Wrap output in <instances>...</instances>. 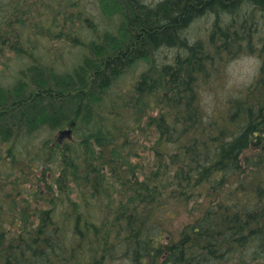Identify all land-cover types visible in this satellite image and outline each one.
Instances as JSON below:
<instances>
[{
	"label": "trees",
	"instance_id": "1",
	"mask_svg": "<svg viewBox=\"0 0 264 264\" xmlns=\"http://www.w3.org/2000/svg\"><path fill=\"white\" fill-rule=\"evenodd\" d=\"M94 1L104 14V3L114 4L121 39L108 32L85 42L89 52L65 73L33 51L17 49L30 53L29 60L14 86L0 90V145H8L0 160L11 159L13 169L34 142L42 161L27 187L36 206L27 199L15 204L11 227L0 217V264H264V29L254 41L257 26L264 25V0ZM11 2L0 20V53L10 39L34 45V19L46 16L48 6L52 12L60 8L50 7V0ZM23 4L37 8L33 21L10 12ZM75 14L85 16V23L91 19L83 6L54 17L53 24L74 37L78 27L69 18ZM206 14L214 22L187 43L183 30ZM46 22L49 35V17ZM22 25L33 26L32 35L23 36ZM183 47L186 55L177 54ZM163 49L176 52L156 63ZM234 49L257 52L259 73L243 94L209 112L197 83L212 81L217 64L226 60L223 53ZM139 59H149V66L121 108L135 120L140 115L138 124L124 128L140 129L143 140L154 137L140 162V178L139 165L130 161L137 156L133 140L128 133L117 136L114 110L101 112L113 82ZM68 124L84 128L83 137L64 143L31 138L42 128ZM142 125L152 131L143 133ZM22 142L23 149L15 147ZM41 200L50 207L42 209ZM57 205H63L59 220ZM183 211L187 220L172 230L166 222Z\"/></svg>",
	"mask_w": 264,
	"mask_h": 264
},
{
	"label": "rangeland",
	"instance_id": "2",
	"mask_svg": "<svg viewBox=\"0 0 264 264\" xmlns=\"http://www.w3.org/2000/svg\"><path fill=\"white\" fill-rule=\"evenodd\" d=\"M11 1L12 0H0V20H2L3 16L6 15V13L9 11V8L13 6L14 2ZM50 3L52 4V6L50 7H55L53 5H59L60 8L55 9V11L52 12L51 10H49L48 6V8H46V16H38L34 19L37 25L38 35H32L33 26H21V31L22 33H24L23 36L32 35V43L34 45H26L22 44L18 39H10L9 41L5 42L4 49L1 47V50H3V52L0 53V90L11 88L14 86L13 82L15 81V77H17V75H20L21 67L25 65V61L29 60V56L26 59L27 53H23V55H20V53H17V49H21L22 51H29L30 53L33 51V54L39 57L41 61L45 60L44 62L46 66L49 64L51 67H55L54 71H61L65 73L72 70V68L79 62V60L82 59V56L85 52H89V50L85 48V42H88L90 38L94 40H100L103 35L108 32L118 37L120 35L121 21H119L117 18L115 19V16L112 14V12L116 11V8L112 2H105V6L103 5V3H101V5H103L107 10L106 14L101 11L102 7H100L99 1L95 2L94 0H50ZM83 6L86 8V13L88 12L91 16L90 21L84 24L85 17L81 16V18H79L76 16V14L72 18H69L73 19L78 27L74 33V37H76V39L70 35L67 36L63 34L62 30L64 29L62 28L61 23L56 25L53 24L52 19L54 17L56 19L60 18L63 12L65 13V15H68L70 10L77 12L78 9L82 8ZM36 9L37 8L33 5L30 6L27 4H23L19 8H13L12 10H10V12L12 14L18 12L24 18H26L27 21H33L30 15L33 11H36ZM46 17H49L50 19L49 35L46 34L48 30L46 19H44ZM213 22L214 15L206 14L190 23L182 33L183 36H185L184 38L186 39L187 43L193 41L197 36L204 35ZM41 27L43 28V30H41ZM255 27L256 26H254V28ZM257 27L258 30L255 31L254 41H257V33L261 34L263 32L264 25H258ZM213 29L214 26L212 27V30ZM2 30H0V34H2L3 32ZM121 37H119V39H121ZM188 37L190 38L188 39ZM30 46L34 47L30 48ZM185 48L187 47H183L182 49L178 48L180 49V51L177 54L186 55ZM175 52L176 51L174 49L160 50L156 55L157 59L154 58L153 60H155L156 63L166 61L160 60V58H163L164 55L173 56ZM223 54L226 56V60L223 61V65L219 63L217 64V66H219L220 68L217 75H212L210 77L212 81L204 82L205 79L202 78L197 83V86L198 84H200L198 88L200 89L201 103L209 112L212 111V109L222 110L223 105L229 98L243 94V92H245L247 88H249L250 85L253 84L255 77L259 73V69L262 63L260 57L257 55V52H236L234 49L232 53ZM148 62H150L149 59H139L134 61L130 66L127 67V69H125V71L117 78L116 81L113 82L112 86L109 88V91L105 94L104 105L101 110L103 114H108L110 111L114 110V114L111 117L117 125V128H114L117 136L123 133H128V138L133 140L130 143H132L134 152L137 154V156L132 155L130 157V161L132 163H136L134 165H139L135 168V170H137L138 172L139 178L140 162H143V158L148 152L147 147L150 145L149 141L154 140V137L153 134L152 136L148 135L151 140H143V138L140 137V129L135 128V130L132 131L130 129L124 128L125 123H128L131 128L134 126L133 124H131V122H133L135 125L138 124V122L140 121V115L136 116L135 120L132 117V113L126 112V110H123L121 106L124 103V99L129 97L132 93L133 86L138 80L140 74L148 68ZM146 111L148 114L149 110L147 109ZM119 114L121 115L120 117ZM141 127V130L144 131L143 133L145 134L149 133V131H152L151 128L147 125H142ZM72 128L73 127H71L70 124L63 125L59 128L45 127L42 128L39 132L37 131L35 135L31 136V138L35 139V142H39L41 139L49 137L52 138V141L60 140L62 143L66 141L71 142L77 138L81 139L84 135L83 131H85V129L80 127L78 128L79 130H73ZM61 129H71V133L64 134L63 137H61L59 135V130ZM24 143L26 142L18 143L17 145H15V147L23 149L24 147H22V144ZM127 147H129V144L127 145ZM7 148L8 145L6 144L0 145L1 158L6 157L8 153ZM39 152L40 151L37 144H34V142L32 144L27 143V151L20 154H25L27 156V159L24 158L25 161L13 163V169L11 168V159L0 160V217L7 221V227H11L12 225H14L9 224L12 219L11 212L14 206L16 207V205H23L24 203H26V199L28 201H32V204L30 206L31 208L33 206H36L33 202V199H30V191L27 189V187L29 185V182L34 180V176L41 172L42 161L38 156ZM250 153L252 152H247L246 155ZM16 166L21 168L17 170ZM7 171L9 173L13 171V174H9L7 173ZM12 176L15 177V181L12 180ZM72 197L79 201L76 191L72 194ZM102 201L104 202L103 199ZM37 205H39L42 209H47L50 207L48 201L44 200L39 201ZM61 206L63 205H57V209L55 211L56 213L54 214V218H56L57 220H59V213H61L60 216L63 215V208ZM98 210H100L99 206ZM98 210L96 206L94 213H96V211ZM62 219L63 216L61 217V220ZM186 220V211H183L181 212V215H173L166 223L172 230H178L179 223ZM67 222L68 220L64 223ZM110 264L130 263L124 259H115L114 261H110Z\"/></svg>",
	"mask_w": 264,
	"mask_h": 264
},
{
	"label": "bare ground",
	"instance_id": "3",
	"mask_svg": "<svg viewBox=\"0 0 264 264\" xmlns=\"http://www.w3.org/2000/svg\"><path fill=\"white\" fill-rule=\"evenodd\" d=\"M103 9V8H102ZM53 11V10H52ZM88 13V12H87ZM58 14V13H57ZM106 16V15H105ZM85 17V16H84ZM95 18V17H94ZM44 19H46V18H44ZM64 19V18H63ZM115 19H116V17H115ZM83 20V19H82ZM70 21V20H69ZM101 21V20H100ZM82 22V21H81ZM52 23V22H51ZM79 23V22H78ZM117 23H118V21H117ZM84 24H85V22H84ZM93 24V23H92ZM194 24V23H193ZM111 25V24H110ZM46 26V25H45ZM83 26V25H82ZM90 26V25H89ZM105 26V25H104ZM109 26V25H108ZM85 27V26H84ZM103 27V26H102ZM88 29H89V27H88ZM104 29V28H103ZM91 30H93V29H91ZM103 32V31H102ZM101 32V33H102ZM111 32H113V31H111ZM118 35V34H117ZM93 37H94V35H93ZM91 39V38H90ZM245 44V43H244ZM24 47V46H23ZM168 48V47H167ZM81 49V48H80ZM167 50V49H166ZM245 50V49H244ZM48 51V50H47ZM77 51V50H76ZM80 51V50H79ZM58 52V51H57ZM42 53V52H41ZM44 53V52H43ZM77 53V52H76ZM27 55H28V52H27ZM57 55V54H56ZM76 55V54H75ZM242 55V54H241ZM54 57V56H53ZM53 57H52V59H53ZM59 57V56H58ZM62 58V57H61ZM49 59V58H48ZM45 61V60H44ZM57 62V61H56ZM29 64H31V63H29ZM71 64V63H70ZM69 64V65H70ZM73 64V63H72ZM223 65V64H222ZM28 66V65H27ZM145 66V65H144ZM19 69V68H18ZM18 71V70H17ZM61 72V71H60ZM13 76V75H12ZM9 77V76H8ZM15 77V76H14ZM254 77V76H253ZM16 78V77H15ZM225 80V79H224ZM12 81V80H11ZM13 82V81H12ZM220 82V81H219ZM250 82V81H249ZM9 84V83H8ZM211 84V83H210ZM212 85V84H211ZM11 86H12V84H11ZM10 86V87H11ZM215 86V85H214ZM219 86V85H218ZM215 88V87H214ZM224 89V88H223ZM210 91V90H209ZM228 91V90H227ZM218 92V91H217ZM110 93V92H109ZM125 95V94H124ZM107 101V100H106Z\"/></svg>",
	"mask_w": 264,
	"mask_h": 264
},
{
	"label": "water",
	"instance_id": "4",
	"mask_svg": "<svg viewBox=\"0 0 264 264\" xmlns=\"http://www.w3.org/2000/svg\"><path fill=\"white\" fill-rule=\"evenodd\" d=\"M71 133V129H65V130H61L60 132H59V134H61V135H64V134H70Z\"/></svg>",
	"mask_w": 264,
	"mask_h": 264
},
{
	"label": "flooded vegetation",
	"instance_id": "5",
	"mask_svg": "<svg viewBox=\"0 0 264 264\" xmlns=\"http://www.w3.org/2000/svg\"><path fill=\"white\" fill-rule=\"evenodd\" d=\"M60 136H62V135H60Z\"/></svg>",
	"mask_w": 264,
	"mask_h": 264
}]
</instances>
